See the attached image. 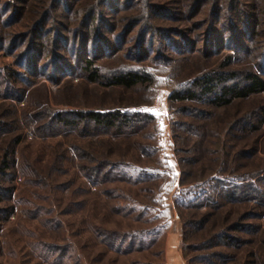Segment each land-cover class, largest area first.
Masks as SVG:
<instances>
[{"label": "rangeland", "instance_id": "1", "mask_svg": "<svg viewBox=\"0 0 264 264\" xmlns=\"http://www.w3.org/2000/svg\"><path fill=\"white\" fill-rule=\"evenodd\" d=\"M5 1L24 12L22 23L10 29L0 26L6 43L11 35L29 28L35 10L50 4V0H0V7ZM194 1L121 0L111 6L112 12L101 0H80L74 14L58 15L71 30L87 6L94 5L112 25V32L106 23L100 25L106 40L129 25L115 57H99L97 64L104 72L124 65L144 68L151 83L125 89L90 83L78 74L66 75L56 84L40 78L20 101L0 95V186L10 189H0V210L12 208L5 217L0 213V264H166L168 254H179L184 264H264V121L256 122L264 92L221 108L168 99L172 90L187 87L207 72L250 69L260 60L264 0L258 1L261 24L255 39L261 43L260 53L251 57L224 43L229 36L226 25L234 16L227 11L228 0H220L216 16L209 9L211 0H203L193 13ZM153 41L148 56L137 53ZM70 46L81 48L79 43ZM15 62V56L0 50V77L5 66L16 68ZM110 108L142 112L149 119L116 137L91 125L49 136L33 130L37 123L24 115L40 111L44 121L56 111ZM247 116L253 128L243 131L238 123ZM183 122L193 128L187 130ZM72 146L78 147L76 153ZM8 149L15 161L12 177L1 172ZM97 162L107 165L98 177L101 183L92 184L85 170ZM220 181L224 185H218ZM226 184L241 186L238 193L253 191L235 201L220 192ZM208 194L220 205L196 206L207 204ZM179 201L189 207L180 212ZM190 219L205 223L201 229L189 226L192 230L184 238L182 222ZM100 231L132 235L135 245L124 242L119 251L105 243ZM219 231L241 238V243L208 247ZM213 252L228 257L223 261ZM204 257H210L209 263Z\"/></svg>", "mask_w": 264, "mask_h": 264}, {"label": "trees", "instance_id": "2", "mask_svg": "<svg viewBox=\"0 0 264 264\" xmlns=\"http://www.w3.org/2000/svg\"><path fill=\"white\" fill-rule=\"evenodd\" d=\"M78 1L80 0H50L48 7L35 10L37 16L32 20L29 28L23 33L11 35L7 43L4 33L3 35L0 33V50L3 52L5 51L7 54H12L16 59V68L8 65L3 68V78L0 77V83L3 84V88L0 90V95H7L8 98L12 97L20 101L23 99V96L27 94L30 87H37L40 78H45L50 83L56 84L66 75L73 77L78 74L83 75L84 79L90 83L101 82L106 86H117L125 89H130L139 85L147 87L151 83V76L141 67L124 65L109 70V72L103 71V67L97 64V60L99 57L103 56L114 58L118 47L125 43L124 41L131 27L129 25L125 26L120 33L112 34V38L106 40L105 35L99 32V30L100 25H104L107 21L103 19L100 12L92 5L87 6L85 14L78 19V23L70 30L67 28L66 23L59 21L58 15L63 13V16L66 17V13L67 15L74 14V5ZM202 1L203 0L194 1L191 10L193 13L197 12ZM244 1L245 0H228L231 7H228L227 11H232L234 16H230L229 14L231 17L229 18L230 24L229 26L225 24L229 36L224 43H230L239 47V52L244 53L247 57H251L253 54L258 56L261 43H255V39L260 35V30H257L258 25L261 24L260 18L258 17V10L261 11V8H259V0ZM120 2L121 0H101L102 5H109V9L112 10V12L115 11V8L111 6L115 4L118 5ZM219 4L220 0H211L209 9L211 12H214L213 15L215 16L219 12ZM236 5L237 7H235ZM55 11H58V14ZM6 12L8 13L7 15ZM23 19L24 12L22 8L7 4L6 1L3 2V5L0 7V26H2V29H10L11 26L22 23ZM106 25L108 24L106 23ZM108 28V30L112 32L113 28L111 24L108 25ZM68 30L70 31L69 35L65 34ZM230 32L232 34H230ZM218 37L221 39V34L218 35ZM218 37L217 40H219ZM241 39H245L248 43L241 44ZM70 43H79L81 48H77V50L74 46L69 47ZM100 43H102V49L99 47ZM218 43L215 44V46L218 45ZM88 44H91V48H87ZM20 46H23V48L20 49ZM154 46L155 44L153 41V43L148 46V49L139 48L137 53H145L144 56H148V54L151 53L150 50H153ZM149 47H151L150 50ZM261 53L262 54L259 55L260 60L256 64H253L250 69H224L207 72L194 79L192 84H189L187 87L182 86L172 90L168 96L169 101L174 103L197 101L199 103L203 102V104L205 103V105H209L210 107L221 108L229 106L235 101L248 99L252 95L264 92V41ZM68 57H75V61L68 60ZM153 59H158L157 50L155 51ZM226 59L229 62L232 56L229 55ZM228 62L226 61L227 64H229ZM1 73L2 71L0 70V74ZM185 110L188 112L191 111L189 108H185ZM24 115L32 122L34 121L37 123L36 126H33V130L49 136L59 135L66 130H74L77 127L85 129L87 125H91L101 130H110L116 137L122 133L127 134L134 131L144 121L149 119V116L145 113L129 110L124 111L121 108L56 111L48 114L47 121L41 120L44 114L40 111H29ZM248 118L249 116L242 118V120L239 121L240 123H238L241 124V129L243 131L253 128L252 120ZM254 118L255 116H253V119ZM263 121L264 107L262 108L260 118H258L256 122L262 123ZM182 125L187 130H189L188 128H193L192 125L184 122ZM2 126L3 123L0 120V128H2ZM77 149V146H72V150L75 153ZM4 155L5 158L1 162V172H3L5 176L12 177L16 172L14 170L15 161L14 158H12L13 150L8 149L5 151ZM106 165L105 163L97 162L95 166L88 167L85 170L92 184L101 183L102 179L98 177L103 174L102 171ZM111 165L112 168H114L116 164ZM118 173L116 174L117 176L119 175ZM180 181L182 184L185 183L183 179ZM218 185H224V182L220 181ZM227 185L228 184H226L220 192L224 194L226 198H231L232 196L235 201L243 200L241 197L253 191L251 188H249L251 191L249 189H245L244 191L241 189V192L238 193L241 186ZM0 189L7 192L10 190L8 188L6 190V188L1 186ZM109 197L111 196L109 195ZM206 200L208 201L207 204L200 202L201 204H197L196 206L206 205L210 208H216L220 205L214 201L215 198H213L212 194H208ZM187 206L184 205L183 202H176V207L180 212ZM11 210L12 208L2 209L0 213L5 217ZM144 212L147 213V211ZM204 223V219L198 222L193 219L183 220L182 231L184 238H186L192 230H189V226H193L194 229H201ZM99 235L105 240V243L119 251H121L124 242H128L126 246L133 247L135 245L134 236L132 235L129 237L127 235L121 236L106 231H100ZM213 237L216 241L214 244H210V242L208 247H214L217 244L236 246L241 243V238L230 235L228 231L216 232ZM210 238L207 240L210 241ZM208 241L206 243H208ZM211 255L218 258L220 257L223 261L228 257L227 254L220 252H213ZM203 261L204 263H209L210 257H204ZM188 264L191 263L189 262Z\"/></svg>", "mask_w": 264, "mask_h": 264}, {"label": "crops", "instance_id": "3", "mask_svg": "<svg viewBox=\"0 0 264 264\" xmlns=\"http://www.w3.org/2000/svg\"><path fill=\"white\" fill-rule=\"evenodd\" d=\"M166 264H184L182 257L179 254H168Z\"/></svg>", "mask_w": 264, "mask_h": 264}]
</instances>
